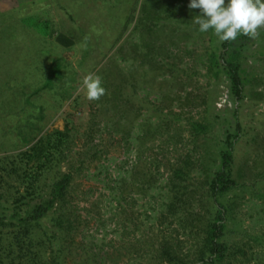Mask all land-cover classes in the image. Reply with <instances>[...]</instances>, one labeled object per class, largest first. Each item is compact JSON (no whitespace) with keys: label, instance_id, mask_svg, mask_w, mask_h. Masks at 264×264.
<instances>
[{"label":"rangeland","instance_id":"obj_1","mask_svg":"<svg viewBox=\"0 0 264 264\" xmlns=\"http://www.w3.org/2000/svg\"><path fill=\"white\" fill-rule=\"evenodd\" d=\"M189 3L0 0V156L25 149L33 136L36 140L52 129H63L66 113L75 110L79 117L61 168L73 173L69 207L78 220L71 233V264H153L161 233L170 231L155 219L167 160L189 154L196 162L205 149H214L216 135L222 138L214 129L205 140L194 139L189 129L208 105L215 113L234 105L227 79L217 80L207 71L210 33H201L193 23L201 13L189 9ZM59 34L72 45L62 46ZM260 46L261 52L244 64L248 95L239 107L253 135L239 146L238 162L250 171L257 165L254 158L264 155V29L251 49ZM57 59L62 76L76 72V82L67 85L56 75L45 88L50 65ZM108 71L120 74L112 88L130 94L135 113L130 115L129 134L117 130L122 126L116 120L126 123L122 99L108 103L85 97L77 109L73 104L82 85L76 83L88 72ZM160 106L165 115H158ZM145 122L148 129L141 126ZM137 166H143L144 173L152 171L155 189L136 191L130 186ZM237 216L243 227L264 235V204L246 196ZM179 232L177 237L189 244Z\"/></svg>","mask_w":264,"mask_h":264},{"label":"trees","instance_id":"obj_2","mask_svg":"<svg viewBox=\"0 0 264 264\" xmlns=\"http://www.w3.org/2000/svg\"><path fill=\"white\" fill-rule=\"evenodd\" d=\"M209 33L207 71L217 80L227 79L228 96L234 105L216 113L208 105L202 119L189 124L194 139L205 140L214 129L222 132V138L218 133L215 136L213 150L205 149L196 162L189 154L171 162L167 160L164 166L167 174L159 189L160 210L155 219L158 225L170 227V231L161 233L153 250V264H264V235L243 227L237 216L240 202L246 196L264 204V155L254 158L257 165L251 171L249 166L243 168L238 162L239 146L253 135L239 114V107L248 95L244 64L249 57L260 53L262 47L251 49L253 39L243 34L235 42H221L213 30ZM56 39L62 46L72 45L71 39L62 34ZM150 52L149 49L144 53L145 57ZM50 68L51 75L43 87L50 85L56 75L58 79L65 78L67 85L76 82V72L67 78L62 76L61 60L52 62ZM114 73L110 78L106 76ZM96 74L103 78L102 86L106 89L103 102L116 103L118 98L122 99L124 116L121 117H125L126 123L116 120V125L122 126L117 130L129 134L130 115L135 111L130 94L122 88H112L119 72ZM85 97L86 92L81 88L72 100L75 109ZM161 108H158L159 116L166 114ZM78 126L79 117L74 110L65 114L63 129H52L36 140L33 136L25 149L0 156V264H71V233L78 220L69 207L73 173L61 168ZM141 126L148 129L150 124L145 122ZM143 169L137 166L131 174L130 186L136 191L155 189L152 171L147 168L144 173ZM179 230L190 239L189 244L177 237Z\"/></svg>","mask_w":264,"mask_h":264},{"label":"clouds","instance_id":"obj_3","mask_svg":"<svg viewBox=\"0 0 264 264\" xmlns=\"http://www.w3.org/2000/svg\"><path fill=\"white\" fill-rule=\"evenodd\" d=\"M189 9H199L193 23L201 33L213 30L221 42H235L241 34L257 39L264 29V0H190ZM102 77L95 73L84 76L81 88L89 101L106 95Z\"/></svg>","mask_w":264,"mask_h":264}]
</instances>
